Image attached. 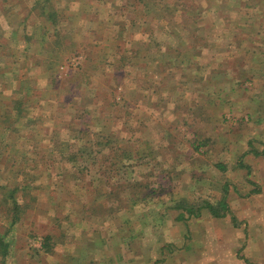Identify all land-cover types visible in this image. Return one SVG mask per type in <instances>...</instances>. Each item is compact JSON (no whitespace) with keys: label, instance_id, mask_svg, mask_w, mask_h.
<instances>
[{"label":"rangeland","instance_id":"1","mask_svg":"<svg viewBox=\"0 0 264 264\" xmlns=\"http://www.w3.org/2000/svg\"><path fill=\"white\" fill-rule=\"evenodd\" d=\"M254 149L264 0H0V264H264Z\"/></svg>","mask_w":264,"mask_h":264},{"label":"trees","instance_id":"2","mask_svg":"<svg viewBox=\"0 0 264 264\" xmlns=\"http://www.w3.org/2000/svg\"><path fill=\"white\" fill-rule=\"evenodd\" d=\"M178 50H179V48H178ZM180 54H181V50L178 51L177 56H179ZM172 61H174V60L171 59L169 61H166L167 64H165V66H168L170 71H172ZM253 152L256 155H264V150L258 151L256 149H254ZM219 166L222 169H225V165L219 164ZM239 166L244 168V169H247V173L251 174V166L250 165L244 164L242 161H240ZM223 189L225 191V194H224V196H222V198L216 204L206 201V203L203 205V207L207 208L209 210V212H211V214H213V216H216V217H225L228 215V213L232 214V211H231V208H230V205L228 202V195H227V192H229L228 184H225ZM187 210L192 215H194L196 212L193 208H187ZM179 216H180L179 217L180 219H185L184 215H179ZM233 220H235V216H233Z\"/></svg>","mask_w":264,"mask_h":264},{"label":"crops","instance_id":"3","mask_svg":"<svg viewBox=\"0 0 264 264\" xmlns=\"http://www.w3.org/2000/svg\"><path fill=\"white\" fill-rule=\"evenodd\" d=\"M230 208H231V207H230ZM228 215H229V214H228ZM228 215H227V216H228ZM225 217H226V216H225Z\"/></svg>","mask_w":264,"mask_h":264}]
</instances>
